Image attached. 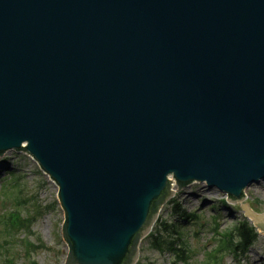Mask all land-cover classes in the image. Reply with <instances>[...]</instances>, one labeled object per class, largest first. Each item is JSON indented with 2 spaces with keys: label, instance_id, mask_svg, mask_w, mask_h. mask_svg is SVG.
Wrapping results in <instances>:
<instances>
[{
  "label": "water",
  "instance_id": "obj_1",
  "mask_svg": "<svg viewBox=\"0 0 264 264\" xmlns=\"http://www.w3.org/2000/svg\"><path fill=\"white\" fill-rule=\"evenodd\" d=\"M10 151L58 188L64 264H136L195 183L264 236L241 204L264 181V0H0Z\"/></svg>",
  "mask_w": 264,
  "mask_h": 264
},
{
  "label": "rangeland",
  "instance_id": "obj_2",
  "mask_svg": "<svg viewBox=\"0 0 264 264\" xmlns=\"http://www.w3.org/2000/svg\"><path fill=\"white\" fill-rule=\"evenodd\" d=\"M57 195L56 184L27 153L10 151L0 158V264L64 263L68 247L61 233L63 216ZM241 204L264 214V181L250 185ZM188 214L196 216L189 220ZM11 219L16 220L15 226ZM241 220L250 222L240 205L226 201L216 188L195 183L178 189L161 207L153 228L161 231L160 241L170 243L172 251H158L152 239L145 238L137 263L182 264L178 259L182 255L183 264H217L219 255L218 264H264L261 234L244 254L224 250L223 234Z\"/></svg>",
  "mask_w": 264,
  "mask_h": 264
},
{
  "label": "trees",
  "instance_id": "obj_3",
  "mask_svg": "<svg viewBox=\"0 0 264 264\" xmlns=\"http://www.w3.org/2000/svg\"><path fill=\"white\" fill-rule=\"evenodd\" d=\"M170 204H173V202L171 201ZM195 216H196L195 214H188L186 218L192 219L195 218ZM12 219H11L12 226H15V224H17L16 220H12ZM163 230L165 232L168 231V229L166 228H164ZM160 234H161L160 230L155 229L147 238L152 239V245L154 249L163 252L172 251V247L170 243H167L165 241H160L159 239ZM223 239H225L223 244L224 250L228 252H234V253L239 252L241 254H244L257 241L258 233L247 220H241L237 222L234 226H232L230 229L225 231V233L223 234ZM178 259L183 263L184 260L182 255L181 256L178 255Z\"/></svg>",
  "mask_w": 264,
  "mask_h": 264
}]
</instances>
